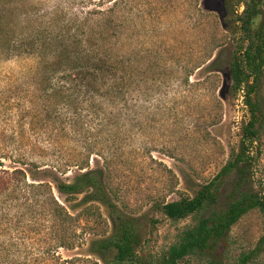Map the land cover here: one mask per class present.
Here are the masks:
<instances>
[{"label": "trees", "instance_id": "16d2710c", "mask_svg": "<svg viewBox=\"0 0 264 264\" xmlns=\"http://www.w3.org/2000/svg\"><path fill=\"white\" fill-rule=\"evenodd\" d=\"M18 1L5 0L0 6V59L25 55L36 56L39 62L28 85L16 94L21 98L16 106L21 138L17 140L14 129L8 138L12 148L0 152V255L13 246L19 248L25 235H36L42 243L50 238L49 251L79 248L85 244L86 227L105 219L100 209L104 206L111 227L91 236L89 254L106 264H143L139 249L145 244L144 217L120 205L114 185L119 146L136 117L131 98L133 60L116 48L129 21L121 20L122 2L131 1L104 0L99 6L110 4L108 8L75 18L62 16L63 10L22 13L17 11ZM263 2L232 3L238 14L235 44L227 28L222 36L217 32L199 64L212 75L228 67L233 92L246 91L250 118L243 126L241 149L193 196L153 201V209L167 219L179 222L192 217L194 222L168 249L152 256L151 264H182L193 255L219 248L249 211L259 209L264 217V196L251 188L246 144L260 139L264 125L258 98L264 75ZM242 4L245 9L239 14ZM226 50L229 58L224 61ZM93 155L103 163L93 167ZM5 160L16 165L7 168ZM72 168L77 170L74 177L65 180L62 175ZM234 172L240 173L237 187L227 208L217 210L221 184ZM52 182L70 206L56 196ZM148 222L156 226L159 220ZM256 255L257 249L243 253L241 264H249Z\"/></svg>", "mask_w": 264, "mask_h": 264}, {"label": "rangeland", "instance_id": "374dc122", "mask_svg": "<svg viewBox=\"0 0 264 264\" xmlns=\"http://www.w3.org/2000/svg\"><path fill=\"white\" fill-rule=\"evenodd\" d=\"M102 1L21 0L17 11L35 10L42 15L63 10L62 16L75 18L85 16L89 10L110 6H99ZM130 1L122 2L121 20L129 21L118 37L116 48L133 60L131 98L136 117L119 146L115 164L120 167L114 173V185L121 196L120 205L124 203L128 212L144 217L145 244L139 254L143 264H151L152 256L168 249L178 234L194 222L192 217L179 222L167 219L153 209V201L193 196L195 189L213 180L241 149L243 135L234 119L237 93L233 92L228 67L217 75L199 67L217 32L222 36L227 28L235 44L233 30L238 14L231 4L237 0ZM3 2L0 0V6ZM262 8L264 12V2ZM244 9L242 4L239 14ZM228 58L226 50L222 60ZM38 62L36 56L25 55L0 59V152L12 148L8 138L14 129L17 140L21 138L16 107L21 98L16 94L28 85ZM258 98L264 111V75ZM249 118L250 110L245 120L248 122ZM259 138L257 141L264 150V125ZM259 162L264 176V152ZM102 163L99 156L91 157L93 167ZM5 165L13 168L16 164L5 160ZM76 171L72 168L62 177L72 179ZM249 176L252 190L258 192L252 166ZM239 177L237 172L225 177L217 210L227 208ZM52 184L56 196L65 203L64 196ZM100 209L105 219L86 227L83 246L49 251L50 238L42 243L36 235H25L19 240V248L13 246L1 252L0 264H106L87 251L91 236L111 227L107 209L104 206ZM69 210L77 213L70 207ZM149 218H157L159 222L152 226ZM263 227L262 213L253 209L231 229L219 248L193 255L182 264H210L212 260L219 264H241L240 256L252 249H257V255L249 264H264Z\"/></svg>", "mask_w": 264, "mask_h": 264}, {"label": "built area", "instance_id": "2783aa9c", "mask_svg": "<svg viewBox=\"0 0 264 264\" xmlns=\"http://www.w3.org/2000/svg\"><path fill=\"white\" fill-rule=\"evenodd\" d=\"M235 116L234 119L236 120V125L238 126V131L242 135L243 126L247 122L246 114L249 112V105L247 103L246 98V91L245 89H240L237 92L236 97V105H235ZM246 121V122H245ZM247 153L249 157L251 158V164H252V173L254 177V181H256L257 187H258V193L260 196H264V176L260 170V162L259 158L264 152L262 146L260 143L255 141L247 140Z\"/></svg>", "mask_w": 264, "mask_h": 264}]
</instances>
